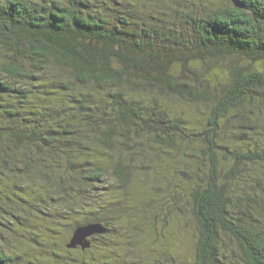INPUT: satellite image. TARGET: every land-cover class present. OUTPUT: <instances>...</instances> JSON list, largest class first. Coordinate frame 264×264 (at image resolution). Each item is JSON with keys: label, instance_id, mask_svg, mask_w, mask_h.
Instances as JSON below:
<instances>
[{"label": "trees", "instance_id": "16d2710c", "mask_svg": "<svg viewBox=\"0 0 264 264\" xmlns=\"http://www.w3.org/2000/svg\"><path fill=\"white\" fill-rule=\"evenodd\" d=\"M0 264H264V0H0Z\"/></svg>", "mask_w": 264, "mask_h": 264}, {"label": "rangeland", "instance_id": "374dc122", "mask_svg": "<svg viewBox=\"0 0 264 264\" xmlns=\"http://www.w3.org/2000/svg\"><path fill=\"white\" fill-rule=\"evenodd\" d=\"M186 110H188V112L190 113V110L188 108H185ZM195 114H198V113H191L190 116H193ZM201 116L202 114L199 113ZM194 117V116H193ZM188 221V225L190 226V229L192 230V233H194V229H195V225L193 223V219H192V216L191 214L189 213L187 218H186ZM174 223V220H172V225ZM176 225H178V228H180L181 224L176 220ZM159 229L161 232H163L164 236H160L159 238V241H158V244L159 245H164L167 241H169L172 237L169 236L168 234H166L164 232V229H163V226L160 224L159 226ZM192 237L190 235L188 236H183V235H179V234H176V239L178 240L179 244H180V247H181V253L183 255V257L185 256L187 259L191 258L193 256V247H192ZM153 243V242H152ZM155 245V247H157V244L156 243H153ZM142 251H143V248L140 250V253L139 254H142ZM135 258V257H134Z\"/></svg>", "mask_w": 264, "mask_h": 264}, {"label": "water", "instance_id": "95a60500", "mask_svg": "<svg viewBox=\"0 0 264 264\" xmlns=\"http://www.w3.org/2000/svg\"><path fill=\"white\" fill-rule=\"evenodd\" d=\"M104 232L105 230L100 224H90L87 226L79 227L74 231L68 247H81L83 249L89 248L91 245V243L89 242V238L97 234H103Z\"/></svg>", "mask_w": 264, "mask_h": 264}]
</instances>
